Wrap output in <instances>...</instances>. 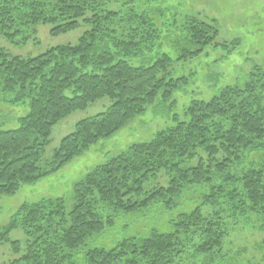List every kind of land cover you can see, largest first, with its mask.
<instances>
[{"label":"trees","instance_id":"16d2710c","mask_svg":"<svg viewBox=\"0 0 264 264\" xmlns=\"http://www.w3.org/2000/svg\"><path fill=\"white\" fill-rule=\"evenodd\" d=\"M156 2L0 0V34L14 44L28 42L42 24L52 25V35L88 27L76 43L36 56L0 46V95L27 104L25 114L1 123L0 195L60 170L158 99L171 98L188 82L172 76L176 60L240 44L217 41L216 20L178 19ZM104 97L112 101L107 111L78 121L46 159L54 125ZM162 171L167 184L148 186ZM197 184L209 188L201 204L176 211ZM74 198L69 212L61 197L22 204L0 228V244L10 243L16 257L0 264H264V70L255 67L243 84L209 100H192L183 120L94 167L75 183ZM155 204L176 211L171 231L154 226L111 247L91 245L120 214ZM19 228L25 244L10 241ZM248 229L257 236L251 247L237 241Z\"/></svg>","mask_w":264,"mask_h":264},{"label":"rangeland","instance_id":"374dc122","mask_svg":"<svg viewBox=\"0 0 264 264\" xmlns=\"http://www.w3.org/2000/svg\"><path fill=\"white\" fill-rule=\"evenodd\" d=\"M168 13H177L178 19L183 15H197L206 20H216L219 29L217 41L231 42L240 39V44L231 52L226 48H207L202 54L187 61H175L172 67L173 77H187L188 82L178 88L171 98L158 99L149 105L143 114L130 120L113 135L102 138L86 152L74 158L60 170L51 173L35 183L24 184L12 195H0V228L5 226L18 208L24 203H33L42 198L61 197L69 212L75 203L74 185L97 165L107 162L111 157L125 151L135 142L151 140L155 134L177 121L185 118V110L192 100H209L222 88L230 84H243L255 67L264 70V0H159ZM171 9V11L169 9ZM37 33L25 44H14L0 34V46L10 53L23 56H36L47 49L62 45L74 44L88 28L82 24L77 29L52 35L51 24L38 25ZM176 58L174 51L170 52ZM0 95V127L5 118L19 117L25 114L27 104L11 105ZM108 97L91 103L87 108L74 111L60 120L52 128L51 142L45 151V158L50 159L54 150L60 145L62 138L75 130L78 121L105 112L111 106ZM13 124L12 126H16ZM195 159L192 164H195ZM169 178L162 171L153 178L148 186L167 184ZM209 188L204 184L193 185L186 189L176 211L190 210L199 206L203 194ZM205 211L211 208L203 206ZM174 211L165 210L160 204L132 214H120L115 226L103 234L96 235L91 245L111 247L118 240L142 232L150 227H158L164 232L172 230L171 218ZM238 244L251 247L257 236L248 229ZM27 239L19 228L10 234V241L19 240L23 244ZM256 241V242H255ZM252 252V251H251ZM16 255L10 243L0 244V262L12 259Z\"/></svg>","mask_w":264,"mask_h":264}]
</instances>
